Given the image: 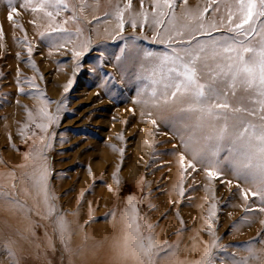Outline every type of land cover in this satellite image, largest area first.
Listing matches in <instances>:
<instances>
[{
  "label": "rangeland",
  "instance_id": "obj_1",
  "mask_svg": "<svg viewBox=\"0 0 264 264\" xmlns=\"http://www.w3.org/2000/svg\"><path fill=\"white\" fill-rule=\"evenodd\" d=\"M21 2L13 0L9 5L8 0H0V157L7 159L9 146L18 144L15 153L11 151L21 169L28 166L31 171L28 153L44 135V144H51L48 184L70 223V238L62 241L44 205H34L29 195L23 196L19 180L14 181L16 189L8 180L6 188L16 191L31 211L25 215L0 205V264H148L138 237L128 226L127 235L117 242L119 255L112 254L113 241L105 236L108 222L124 215L130 202L139 211L141 231L147 235V225H151L156 244L174 246L175 254L162 264H201L213 244L216 264H234L236 258L247 256L249 242L264 248V213L258 211L264 204L251 196L245 202L236 187L240 182L227 169L216 179H209L203 170L183 173L179 161L184 149L179 138L159 120L158 128L152 125L155 113L148 118L143 114L147 109L134 103L139 82L131 74L132 64L124 51L131 56L133 45L166 51L162 44L133 40L151 36V30L126 24L119 32L118 22L104 17L111 6L100 0L98 10L82 14L86 22L77 25L69 20L65 25L70 32L82 27L81 40L91 37L78 61L71 49L80 50L79 41L59 51L51 48L40 36L48 30L47 19L20 7ZM204 3L189 0L188 6L195 9ZM13 6L18 13L10 21ZM133 6L139 11V0H133ZM70 15L62 13L57 23ZM70 81L72 86L65 91ZM37 93L55 103L45 105L43 99L34 98ZM61 102L58 124L47 133L35 128L34 123L42 122L39 110L46 107L55 113ZM104 145L110 148L106 159L101 157ZM9 162H2L0 172L11 170ZM181 186L184 196L179 194ZM212 205H216V216L209 220ZM247 207L253 209L247 213L250 225L243 220Z\"/></svg>",
  "mask_w": 264,
  "mask_h": 264
},
{
  "label": "snow or ice",
  "instance_id": "obj_2",
  "mask_svg": "<svg viewBox=\"0 0 264 264\" xmlns=\"http://www.w3.org/2000/svg\"><path fill=\"white\" fill-rule=\"evenodd\" d=\"M107 3L111 10L104 17L115 19L119 32H123L126 24L134 29L148 28L151 36L133 40H149L167 49L159 52L133 45L131 74L139 82L134 103L147 109L143 114L148 118L155 113L157 118L150 119L152 125L158 128L159 120L179 138L184 149L179 161L182 172L203 170L209 179H216L227 169L240 182L236 187L245 202L251 196L264 204V0H205L203 7L198 5L195 9L188 6L189 0H139V11H134L133 0L124 3L107 0ZM8 4L12 5L13 0H8ZM99 4L100 0H22L20 7L47 19L48 30L40 36L48 40L51 48L59 51L79 41L80 50L71 49L79 61L88 50L91 37L81 40L82 27L70 32L65 25L69 20L77 25L86 22L82 14L88 9L98 10ZM65 12L71 15L57 23V17ZM14 13H18L15 6L8 15L10 21ZM0 35H3L2 25ZM120 39L126 38L120 36ZM32 51L29 46L28 53ZM76 67L79 70L82 65L78 62ZM71 86L70 81L65 91ZM20 92L24 93L22 87ZM34 98L43 99L45 105L55 103L44 93H37ZM62 104L55 113L41 108L42 122L34 123L35 128L47 133L58 124ZM44 139L41 135L39 144L34 142L28 153L33 161L31 171L25 172L22 179L14 172L0 175V205L13 207L25 215L31 211L18 199L16 191L5 186V181L19 179L26 185L21 191L44 205L46 217L53 220L54 230L64 241L70 238V223L57 207L48 184L47 151L51 144H44ZM227 183L231 185L232 181ZM11 188L16 189L17 184L11 183ZM179 194L185 195L183 186ZM245 211L243 220L250 225L252 221L247 213L253 209L247 207ZM258 211L264 213V207ZM110 215L114 217L115 213ZM215 216L216 205H212L209 220ZM124 218L138 237L148 264H162L175 254L174 246L154 242L151 225H147V235L141 231L143 226L135 204L129 203ZM214 247L216 244L209 247L201 264H216ZM7 250L11 252L10 248ZM247 252V256L236 258L234 264H264V248H255L249 242Z\"/></svg>",
  "mask_w": 264,
  "mask_h": 264
},
{
  "label": "bare ground",
  "instance_id": "obj_3",
  "mask_svg": "<svg viewBox=\"0 0 264 264\" xmlns=\"http://www.w3.org/2000/svg\"><path fill=\"white\" fill-rule=\"evenodd\" d=\"M128 54V53H127ZM130 57L131 56H129V54H128V56H126V50L124 51V58L126 59V58H128L127 60L130 62ZM15 125V124H14ZM117 128V130L119 131V133L121 132V128H120V125L118 126V127H116ZM116 130V131H117ZM15 133V132H14ZM15 135H16V133H15ZM19 135V134H18ZM16 140V139H15ZM14 147L15 148H17L18 147V144H11V146H9V150H7V152L9 153V154H7L6 155V157H8L7 159H4L3 157H2V155H1V160H0V166L2 165V162H4L5 163V161L7 162V161H10L12 164H11V170L10 171H5V170H3V172H0V175H6L7 173H15V176H17L18 178H23V176H24V173L25 172H28L29 171V168H28V166L25 168V169H21V166H20V163H18V161H20V160H17V157L14 155V153H15V149H14ZM11 150H13L14 151V153L11 151ZM10 151V152H9ZM109 151H110V148L108 149V145H104V146H102V155H101V157H103L104 159H106L107 157H109L108 155H110L109 154ZM4 159V160H3ZM9 162V163H10ZM17 163V164H16ZM19 180V179H18ZM6 182V181H5ZM14 183V181H11V183ZM10 182L9 181H7L6 183H5V185L6 184H9ZM26 185L25 184H23V183H21V189H23L24 187H25ZM120 188H122V185H120ZM22 195L24 196V192H22ZM30 196V201L34 204V205H38V204H41V203H38L36 200H34L33 198H32V196L31 195H29ZM30 202V203H31ZM31 203V204H32ZM107 211H106V216H107ZM102 216H104V214H102ZM108 225H109V229H108V232H107V234L105 235V236H108V238L109 239H111L112 241H113V245H112V254H114V255H119V251L117 250L118 249V247H121L117 242H119L120 240L119 239H121V238H123V236L125 235H127V223H126V221H125V218H124V215H121V216H119L117 219H114V220H112V221H109L108 222Z\"/></svg>",
  "mask_w": 264,
  "mask_h": 264
}]
</instances>
